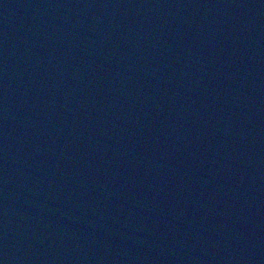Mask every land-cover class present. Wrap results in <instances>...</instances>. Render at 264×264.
I'll return each instance as SVG.
<instances>
[{
	"label": "water",
	"instance_id": "95a60500",
	"mask_svg": "<svg viewBox=\"0 0 264 264\" xmlns=\"http://www.w3.org/2000/svg\"><path fill=\"white\" fill-rule=\"evenodd\" d=\"M0 264H264V0H0Z\"/></svg>",
	"mask_w": 264,
	"mask_h": 264
}]
</instances>
